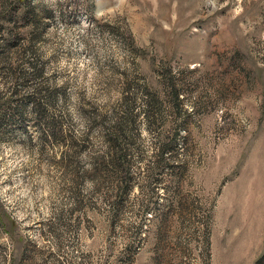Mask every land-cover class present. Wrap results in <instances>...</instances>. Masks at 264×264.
I'll return each mask as SVG.
<instances>
[{"label": "rangeland", "instance_id": "1", "mask_svg": "<svg viewBox=\"0 0 264 264\" xmlns=\"http://www.w3.org/2000/svg\"><path fill=\"white\" fill-rule=\"evenodd\" d=\"M0 215V264H264V0H0Z\"/></svg>", "mask_w": 264, "mask_h": 264}, {"label": "trees", "instance_id": "2", "mask_svg": "<svg viewBox=\"0 0 264 264\" xmlns=\"http://www.w3.org/2000/svg\"><path fill=\"white\" fill-rule=\"evenodd\" d=\"M52 131H51V136H53L56 139L59 138L60 136V132L58 131L57 127H52ZM108 136H110L112 142L113 143L112 147L115 150V145H116V141L117 139V132L116 131H108ZM114 166V168L119 169L122 173H125L124 175V180H125V189H123V192H125V190L127 191L129 186V179H130V175L129 172L127 170L128 168V161L126 159V155L121 152V151H116L114 153H112L110 158H106L104 159L103 157H92L90 164L87 166L86 170L84 171V176H86L89 180H91L95 185L98 184L102 172L105 170H108L109 167ZM0 220L1 219V215H0Z\"/></svg>", "mask_w": 264, "mask_h": 264}]
</instances>
